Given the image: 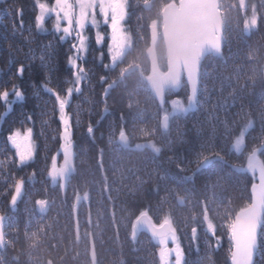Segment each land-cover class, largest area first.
<instances>
[{
    "label": "trees",
    "instance_id": "trees-1",
    "mask_svg": "<svg viewBox=\"0 0 264 264\" xmlns=\"http://www.w3.org/2000/svg\"><path fill=\"white\" fill-rule=\"evenodd\" d=\"M145 1L126 0L131 50L116 69L89 59L81 91L69 100L73 170L60 199L45 175L62 143L55 93L65 95L74 40H60L51 16L37 26V0H0V92L10 93L0 100V264H161L159 238L143 227L133 233L141 214L169 224L183 264H230L231 225L264 172V0H219L222 46L199 61L193 108L183 78L160 99L148 87L153 60L166 68L161 12L176 0ZM250 15L256 24L247 29ZM175 97L187 111L169 112ZM16 127L32 129L37 150L28 164L5 143ZM51 192L55 199L38 212V199ZM261 224L252 264H264V216Z\"/></svg>",
    "mask_w": 264,
    "mask_h": 264
},
{
    "label": "water",
    "instance_id": "water-1",
    "mask_svg": "<svg viewBox=\"0 0 264 264\" xmlns=\"http://www.w3.org/2000/svg\"><path fill=\"white\" fill-rule=\"evenodd\" d=\"M219 0H176L168 3L162 8L160 35L163 46H165L166 67L164 73L160 74L152 63V72L145 77L148 87L153 95L160 99L166 90L176 93L180 88L182 78L188 88V104L194 107L198 92L199 61L208 53L217 54L222 46V21L218 10ZM152 57V52L150 51ZM177 98H175V102ZM161 128L167 129V115L161 118ZM122 144L125 137H120ZM65 163L63 165L64 176L70 170V157L65 152ZM257 185L252 191L250 206L239 214L231 225V255L230 264H233L236 251L235 238L240 232H246L248 242L254 245V254L258 248L259 231L264 216V172H260ZM44 205L38 203V212L43 210ZM139 227H143L153 237L160 238L162 233H169L167 222L160 226L153 224L145 214L136 218L132 230L134 234ZM4 244L3 223L0 217V247ZM253 258V256H252Z\"/></svg>",
    "mask_w": 264,
    "mask_h": 264
},
{
    "label": "snow or ice",
    "instance_id": "snow-or-ice-1",
    "mask_svg": "<svg viewBox=\"0 0 264 264\" xmlns=\"http://www.w3.org/2000/svg\"><path fill=\"white\" fill-rule=\"evenodd\" d=\"M100 15L104 18V25H107L108 9L106 8V0H100ZM39 7V15L36 17L37 26H42L46 14H53L55 16L54 30L56 32H62L60 40L64 41L69 36H73L74 43L72 48L75 50V55L69 57V65L73 68L74 81L73 87L67 89V95L62 96L58 92L55 93V99L59 109V120L63 126L61 133V140L66 141L71 138V121L70 115L66 112V106L69 103V97L73 92L79 93L81 88L79 85L83 80L87 78V73L84 68L80 66L78 61L80 60V53L85 52L87 48L88 37L85 35L86 28L91 25L95 31V42L97 45H102L105 35L99 31L100 23H98L95 12H93L91 18L85 11L84 7L81 6L78 17L74 16L72 0H54V5L49 7L46 3H41L37 0ZM74 34V35H73ZM43 59V57H41ZM24 66L21 65L17 72L23 74ZM14 95L17 99H23V93L21 90H17L16 86L13 88ZM51 92V89H48ZM10 93L7 90L0 92V100L7 102ZM32 129H27L24 135H21L19 130H16L10 134L7 139L11 145L16 149L22 162L30 161L34 155V144L31 140ZM167 233H162L161 240H167ZM236 251L234 253L233 264H252V256L254 255V245H250L247 238L246 232H240L236 238ZM171 252L169 249L164 248L161 251V264H171L170 259Z\"/></svg>",
    "mask_w": 264,
    "mask_h": 264
},
{
    "label": "flooded vegetation",
    "instance_id": "flooded-vegetation-1",
    "mask_svg": "<svg viewBox=\"0 0 264 264\" xmlns=\"http://www.w3.org/2000/svg\"><path fill=\"white\" fill-rule=\"evenodd\" d=\"M115 1L116 0H112L110 5L113 8V10L115 12H117L118 9H119V5H117V3ZM127 10H128V4H127ZM127 10H126V13H127ZM126 21H127V19H126ZM126 21L125 20L123 21L122 26H123V29L128 32V26L126 24ZM89 30L92 31L93 33L95 32V29L93 27H87L85 32H87ZM88 35L89 34H86L87 37H88ZM72 38H73V36H72ZM108 39L109 38L106 37L104 39L102 45H97L96 42H95V36L90 34L89 37H88V41H87L86 51L79 54L80 55V60L78 61V63L80 64V66L84 68L85 67V63L87 61L89 62L90 61L89 59L92 58L93 60H96V63H97L96 66H101V67L106 66V68H109V69L110 68H115L116 69L117 68L116 65L121 63V61L123 60L125 54L128 51L131 50V48H132L131 47L132 46V37L130 38V43H129V46H128L129 48H125V49L122 48L121 46H118V45L114 44L112 46L111 50H109L107 48V46L109 45V42H110ZM91 40L93 42H91ZM153 49H154V46H153ZM73 55H75V50H74V52L71 55L68 56L67 64H65V66H64V71L63 72H65L66 75H68L67 76L68 77V80H67L68 85H67V87H66V89L64 91L65 95H67V89L69 87H73L74 86L73 85V81H74L73 72H74V70L69 65V57L73 56ZM156 67L158 68L159 73H163L166 70V68H167L166 65H165L166 68L164 70H160V67H158L157 65H156ZM84 70H85V72L88 75L89 71L87 69H85V68H84ZM151 71H152V69L150 70V72H149V74L147 76H149L151 74ZM82 83H83V81L81 82V84ZM75 94H76V92H73L71 94V96L69 97V100L73 99L75 97ZM172 102L174 104H176V103H180L181 101L178 99L176 102H175V100L174 101L172 100ZM58 115H59V110H58ZM1 121H2V119H0V133L2 132V130H1ZM27 129H29V127H27V128H17L16 127L15 129L13 128L10 132L6 131L5 134H4L5 143H7L8 146L10 147V149L13 151L16 160H17L16 149L11 145V143H10V141H8L7 137L10 134H12L13 132H15L16 130H19L21 135H24L27 132ZM31 140H32V143L35 146L34 155L31 158V160L27 161V162H19L17 160L19 165L28 164L29 162L33 161V158L35 156L37 148H36V143H35V140H34L33 137H31ZM70 143H71V139L69 140L68 146H64L63 147L62 143H60L58 145V150H56V152L50 158V162H49V165L47 167L48 170H47L46 175H45V178H46V180H48V184H49L48 189L49 188H50V190L51 189L53 190V188H55V190L58 189V191H60V193H61V195H60L61 198L60 199L63 198V195L66 192L65 189L67 187V182L69 180L68 178H69L70 173L73 170V168H72V164H73L72 147H70L71 146ZM64 152H67L69 154L70 165H71V167H70L71 170L66 176H64V172H63V170H64L63 169V165H64L65 159H66ZM17 188H18L19 194H18V196H17V198L15 200H13V197H14V195H13L12 201H11V203H13V204H16L15 202L19 199L20 195L22 194V190H23V182L22 181H18V184L16 185L15 189H17ZM52 194L53 193L51 192L46 197L44 196V197H41L40 199H38L40 202L42 201L44 203V204L42 203L44 205V207H45V208H43L44 210L47 208V206L49 204L48 198H50V199L54 198L55 199V196L52 195ZM80 198H81L80 195H77V194L75 195V203H74V205H76L80 201L79 200Z\"/></svg>",
    "mask_w": 264,
    "mask_h": 264
},
{
    "label": "rangeland",
    "instance_id": "rangeland-1",
    "mask_svg": "<svg viewBox=\"0 0 264 264\" xmlns=\"http://www.w3.org/2000/svg\"><path fill=\"white\" fill-rule=\"evenodd\" d=\"M112 2V0H106V8L108 9L107 12V16H108V22L107 25H104V18L100 15V0H72V4H73V11H74V16L78 17L79 13H80V9L81 6L84 7L85 11L88 13L89 18H91L93 12H95V16L96 19L98 21V23H100V28L99 31H101L104 35L105 38H109L108 40L109 45L107 46V48L109 50H111L112 46L114 44L121 46L122 48H129V43H130V38L131 36H129V33L127 31H125L123 29L122 23L123 21L127 19V2L126 0H116L115 2L117 3V5H119V9L117 12H115L113 10V8L111 7L110 3ZM145 2H148L145 1ZM172 2H176V1H172ZM41 3H46L49 7H52L54 5V0L52 3H47L45 1H42ZM38 8V13L37 15H39V7ZM49 16H51V18L53 19V29H54V24H55V16L51 13L46 14L45 15V19L42 23V26L44 25V22L46 20V18H48ZM246 28L249 29L250 27H254L256 24V20H255V16L254 15H250L246 18ZM155 23L152 22V25L154 26ZM41 26V27H42ZM88 27H92L91 25H89ZM162 27V26H161ZM160 27V29H161ZM96 31V30H95ZM61 35H63L62 32H60ZM160 33V31H159ZM86 34H92L95 36V32L93 33L92 31H87L85 32ZM74 35V34H73ZM88 35V37H89ZM153 39H152V46H154V48L156 49V44L159 41V35L157 34V30L155 33H153ZM69 38H72V36H69ZM108 50V51H109ZM155 52V51H154ZM155 57H157V54L155 53ZM160 70H162L160 68ZM168 110L171 114H177V112H184L186 111V104L183 102L180 103H176L174 104L172 102V100H170L168 102ZM242 140L237 141V145H239L241 143ZM69 140L63 141L62 145L64 146H68ZM16 156H17V160L19 162H22L20 156L18 155V152L16 151ZM14 197L13 200H15L19 194L18 192V188L15 189L14 191ZM163 223V222H162ZM162 223H160L158 226H160ZM169 225V224H168ZM170 232L167 234L168 235V239L167 240H161V237L158 239L160 241L161 244V248L160 251H162V249H164L165 247H167L170 252V259H171V264H183V255L182 252L180 250V246L178 243V239H177V235L174 232V230L169 226Z\"/></svg>",
    "mask_w": 264,
    "mask_h": 264
},
{
    "label": "bare ground",
    "instance_id": "bare-ground-1",
    "mask_svg": "<svg viewBox=\"0 0 264 264\" xmlns=\"http://www.w3.org/2000/svg\"><path fill=\"white\" fill-rule=\"evenodd\" d=\"M178 99V98H177Z\"/></svg>",
    "mask_w": 264,
    "mask_h": 264
}]
</instances>
